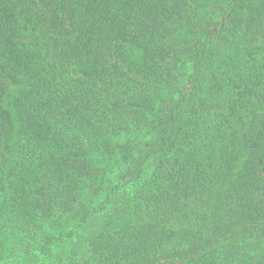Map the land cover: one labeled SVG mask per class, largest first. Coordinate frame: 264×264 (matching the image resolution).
Masks as SVG:
<instances>
[{
    "label": "trees",
    "instance_id": "16d2710c",
    "mask_svg": "<svg viewBox=\"0 0 264 264\" xmlns=\"http://www.w3.org/2000/svg\"><path fill=\"white\" fill-rule=\"evenodd\" d=\"M0 264H264V0H0Z\"/></svg>",
    "mask_w": 264,
    "mask_h": 264
}]
</instances>
